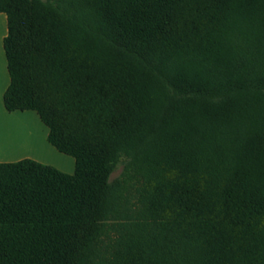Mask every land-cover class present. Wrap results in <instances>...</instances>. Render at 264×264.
I'll return each mask as SVG.
<instances>
[{"label": "trees", "instance_id": "1", "mask_svg": "<svg viewBox=\"0 0 264 264\" xmlns=\"http://www.w3.org/2000/svg\"><path fill=\"white\" fill-rule=\"evenodd\" d=\"M0 12L5 109L74 158L0 162V264H264V0Z\"/></svg>", "mask_w": 264, "mask_h": 264}, {"label": "crops", "instance_id": "2", "mask_svg": "<svg viewBox=\"0 0 264 264\" xmlns=\"http://www.w3.org/2000/svg\"><path fill=\"white\" fill-rule=\"evenodd\" d=\"M7 33L6 15L0 12V162L31 158L73 173L74 158L47 141L48 128L33 110L7 111L3 93L9 83L2 40Z\"/></svg>", "mask_w": 264, "mask_h": 264}, {"label": "rangeland", "instance_id": "3", "mask_svg": "<svg viewBox=\"0 0 264 264\" xmlns=\"http://www.w3.org/2000/svg\"><path fill=\"white\" fill-rule=\"evenodd\" d=\"M122 167H123V162L120 161V162L116 165L114 171L112 172V174H111V176H110V180L116 178V177L120 174V172H121V170H122Z\"/></svg>", "mask_w": 264, "mask_h": 264}]
</instances>
